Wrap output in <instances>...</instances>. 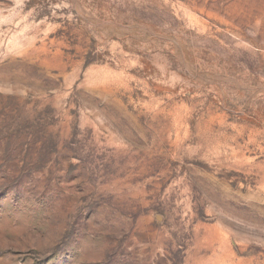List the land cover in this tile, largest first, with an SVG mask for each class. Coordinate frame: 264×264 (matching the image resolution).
<instances>
[{"label":"rangeland","instance_id":"374dc122","mask_svg":"<svg viewBox=\"0 0 264 264\" xmlns=\"http://www.w3.org/2000/svg\"><path fill=\"white\" fill-rule=\"evenodd\" d=\"M0 264H264V0H0Z\"/></svg>","mask_w":264,"mask_h":264}]
</instances>
